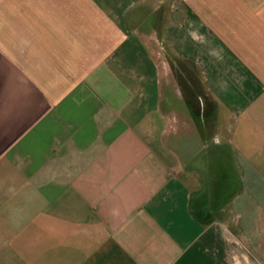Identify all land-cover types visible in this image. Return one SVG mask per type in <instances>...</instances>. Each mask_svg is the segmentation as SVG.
<instances>
[{
    "label": "crops",
    "instance_id": "obj_1",
    "mask_svg": "<svg viewBox=\"0 0 264 264\" xmlns=\"http://www.w3.org/2000/svg\"><path fill=\"white\" fill-rule=\"evenodd\" d=\"M0 264H264V0H0Z\"/></svg>",
    "mask_w": 264,
    "mask_h": 264
}]
</instances>
